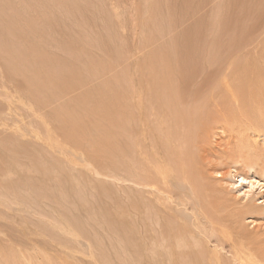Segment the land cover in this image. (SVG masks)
Listing matches in <instances>:
<instances>
[{"label": "rangeland", "instance_id": "1", "mask_svg": "<svg viewBox=\"0 0 264 264\" xmlns=\"http://www.w3.org/2000/svg\"><path fill=\"white\" fill-rule=\"evenodd\" d=\"M259 100L264 0H0V264L262 261L263 129L189 126Z\"/></svg>", "mask_w": 264, "mask_h": 264}, {"label": "bare ground", "instance_id": "2", "mask_svg": "<svg viewBox=\"0 0 264 264\" xmlns=\"http://www.w3.org/2000/svg\"><path fill=\"white\" fill-rule=\"evenodd\" d=\"M214 98H216V97H214ZM219 98V97H218ZM221 99V98H220ZM218 100V99H217ZM219 102V101H218ZM216 104V103H215ZM212 105V104H211ZM250 105H252V104H250ZM261 105H264V100H259L258 101V105H253V106H244V105H242L241 107H239V111L241 110V108H242V111H241V116H243L244 118H247V119H249L250 120V122H245L244 120H243V123L242 122H240L236 117H231L232 116V114L231 113H236V110L238 109V108H236V109H234V112H231L230 111V107L229 106H227V105H225L224 104V101H223V103H221V104H219V105H214V106H211V108H210V106H208V108H206L205 110L206 111H204V110H202V109H198V110H196L195 112L196 113H194L195 115H197L196 117H195V115L193 114V118H194V124L193 125H189V126H191L193 129H195L196 131H195V133L193 134V135H195L196 133V136L197 135H199L200 137H201V140H200V143L201 142H206L205 140H206V138L207 137H209V136H212V135H214V136H217V132L215 131V130H222V131H224L225 129H229V128H231V129H234V128H237L238 126H240L241 124H243V129H248V130H251L252 131V136L253 135H258V133H256L255 131H253V129H251L250 128V124L251 123H255V122H259L258 124V126H257V128H258V130L259 129H263V131H264V107L263 106H261ZM207 107V106H206ZM235 108V107H234ZM238 111V110H237ZM231 115V116H230ZM239 115V116H240ZM242 117V118H243ZM241 120V119H240ZM224 121H226L227 123H228V125H227V123H226V125H227V128L225 127L226 125L224 124ZM261 122V123H260ZM253 125V124H252ZM259 126H260V128H259ZM214 132V134H212L211 135V133H213ZM192 135V134H191ZM191 135L189 136V137H191ZM249 135V134H248ZM250 136H251V134H250ZM192 138V137H191ZM197 138V137H196ZM195 138V139H196ZM194 139V138H193ZM196 140H198V139H196ZM188 141H189V143L191 144V145H193V142L192 141H194V140H190V139H188ZM196 142H198V141H196ZM246 143V142H245ZM216 144V143H215ZM244 144V143H243ZM262 144V143H261ZM196 145H198L197 143H196ZM196 145H195V147H196ZM251 145V144H250ZM199 147V146H198ZM254 147V146H253ZM197 148V147H196ZM200 148H202L201 147V144H200ZM259 149V147L258 146H256V147H254V149ZM203 150H204V147L202 148ZM194 152V151H193ZM258 154H262L261 152L260 153H257V155ZM186 155H189V154H186ZM190 155H193V154H191L190 153ZM189 155V156H190ZM197 155V154H196ZM256 154H255V156H257ZM262 155H264V154H262ZM254 156V157H255ZM259 156V155H258ZM196 157V156H195ZM202 158V157H201ZM210 158V157H209ZM189 159H191V158H189ZM193 159H194V156H193ZM195 160H196V158H195ZM211 160V159H210ZM209 160V161H210ZM207 165L206 166H208V164H209V162L208 163H206ZM210 167V166H209ZM255 176H257V172L256 171H254L253 172V174H252V177L254 178V180H252V179H249L248 180V183H249V185L248 186H250V188L253 186V184L254 183H258V180L256 181L255 180ZM247 177V179H248V177L249 176H246ZM250 178V177H249ZM239 179L240 180H244L245 178H244V176L242 177L241 176V178L239 177ZM241 182V181H240ZM256 184H254V186L256 185ZM253 186V187H254ZM261 187V186H260ZM246 194H248L247 192H246ZM247 210H249V209H247ZM252 212H253V210L252 209H250L249 210V212H247L246 211V209H244V210H241V209H239L235 214V219L236 220H238V221H244L245 219H250L249 221H251V222H254V221H256L255 220V218H253L252 217ZM231 214V213H230ZM234 214V213H233ZM260 215H264V211H261L260 212ZM209 216V215H208ZM232 217V216H231ZM231 217H230V219H231ZM227 218V217H226ZM226 218H224V220H227ZM232 218H234V217H232ZM221 222V221H220ZM232 222H233V219H232ZM258 223V222H257ZM224 224V223H223ZM227 224V223H226ZM238 224V223H237ZM255 225V224H254ZM258 225V224H257ZM256 227V226H255ZM258 227V226H257ZM257 228H255V230H256ZM253 233H255V232H253ZM259 234V233H258ZM258 234H257V236H258ZM250 235H251V233H250ZM253 235H256V234H253ZM252 235V237H254ZM260 235V234H259ZM257 236L255 237V239L257 238ZM250 238V237H249ZM253 239V238H252ZM258 239V238H257ZM256 239V240H257ZM255 240V241H256ZM248 241V240H247ZM252 242H255V241H253V240H251ZM250 241V242H251ZM261 241V240H260ZM258 242H259V240H258ZM247 244V243H246ZM248 244H250L249 242H248ZM252 247V246H251ZM255 247H257V246H255ZM263 247H264V245H263ZM253 249H255L254 247H252ZM257 249V248H256ZM259 250H260V248H259ZM262 250V249H261ZM239 251H241V249L239 250ZM256 251V250H255ZM245 254H247L245 257V259H241V264H264V259L261 261V260H259L260 261V263H259V261L257 262V263H254V261L256 260L255 259V257H252V256H254V255H257V253L256 252H254L252 249L250 250V252L248 253L247 251L245 252ZM262 257V256H261ZM241 258V257H240ZM263 258V257H262ZM258 260V259H257Z\"/></svg>", "mask_w": 264, "mask_h": 264}]
</instances>
